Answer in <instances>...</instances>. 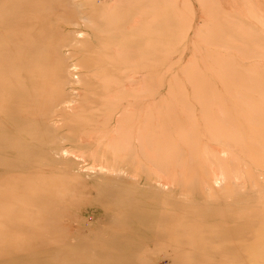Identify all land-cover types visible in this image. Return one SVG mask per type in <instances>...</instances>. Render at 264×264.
<instances>
[{"label": "rangeland", "instance_id": "1", "mask_svg": "<svg viewBox=\"0 0 264 264\" xmlns=\"http://www.w3.org/2000/svg\"><path fill=\"white\" fill-rule=\"evenodd\" d=\"M263 125L264 0H0V264H264Z\"/></svg>", "mask_w": 264, "mask_h": 264}, {"label": "bare ground", "instance_id": "2", "mask_svg": "<svg viewBox=\"0 0 264 264\" xmlns=\"http://www.w3.org/2000/svg\"><path fill=\"white\" fill-rule=\"evenodd\" d=\"M110 2H111V0H110ZM82 33H83V32H82ZM81 35H82V34H81ZM259 47H260V46H259ZM261 48H262V47H261ZM261 48H260V49H261ZM110 95H111V94H110ZM106 96H107V95H106ZM108 97H110V96H108ZM61 102H62V101H61ZM120 105H121V104H120ZM120 110H121V109H120ZM101 117H102V116H101ZM249 118H250V117H249ZM257 119H258V118H257ZM252 121H254V118L252 119ZM252 121L250 120V121H249V124H251L250 122H252ZM255 122H256V119H255ZM225 123H226V121H225ZM253 123H254V122H253ZM260 123H262V122H260ZM254 124H257V123H254ZM258 124H259V123H258ZM262 124H263V123H262ZM227 125H228V123H227ZM252 125H253V124H252ZM259 125H260V124H259ZM221 126H222V125H221ZM230 126H231V125H230ZM257 126H258V125H257ZM260 127H261V125H260ZM263 127H264V125H263ZM263 127H262V128H263ZM231 128H232V127H231ZM231 128H230V129H231ZM226 129H227V128H226ZM252 129H253V128H252ZM222 130H223V129H222ZM256 130H257V129H256ZM252 132H253V131H252ZM256 132H257V131H256ZM263 132H264V131H263ZM263 132H262V133H263ZM231 134H232V133H231ZM259 134H260V133H259ZM259 134L257 133L256 136H258ZM261 135L264 136V133L261 134ZM261 135H260V136H261ZM80 136H81V135H80ZM90 136H91V135H90ZM90 136H89V137H90ZM236 136H237V135H236ZM238 136H239V135H238ZM260 136H259V137H260ZM82 137H83V136H82ZM231 137H232V136H231ZM233 137H235L234 134H233ZM236 138H238V137H236ZM262 138H263V137H260V139H262ZM107 139H108V138H107ZM260 139H259V140H260ZM263 139H264V138H263ZM233 140H234V138H233ZM233 140H232V141H233ZM240 140H241V139H240ZM240 140H237V141H240ZM110 141H111V140H110ZM241 141H242V140H241ZM249 142H250V141H249ZM252 142H253V140L251 141V143H252ZM108 143H110V142H108ZM234 143H235V142H234ZM236 143H237V142H236ZM241 144H242V143H241ZM252 144H254V145L257 144V147H259L260 145H263V146H264V142L260 143V141H255V142L252 143ZM254 145H253V146H254ZM124 146H125V145H124ZM243 146H244V145H243ZM122 147H123V146H122ZM127 147H128V146H127ZM254 147H255V146H254ZM261 147H262V146H261ZM125 148H126V147H125ZM245 148H246V147H245ZM253 150H254V149H253ZM146 152H147V151H145V153H146ZM153 154H154V153H153ZM157 154H158V153H157ZM254 154H255V153H254ZM112 155H113V154H112ZM149 156H150V155H149ZM151 156H152V155H151ZM151 156H150V157H151ZM248 156H250V155H248ZM250 157H251V156H250ZM157 159H158V158H157ZM263 159H264V158L262 157L261 160H263ZM249 160H250V161L252 162V164L254 165L255 162L253 163V161H254L255 159L252 161L251 158H249ZM261 160H259V161H261ZM152 161H153V160H152ZM156 161H157V160H156ZM263 161H264V160H263ZM147 162H148V161H147ZM159 162H161V160L158 161V163H159ZM256 163H257V162H256ZM259 163H260V162H259ZM149 164H150V163H149ZM159 164H160V163H159ZM159 164H158V165H159ZM257 164H258V163H257ZM261 164H263V163L261 162ZM150 165H152V164H150ZM155 165L157 166V162L155 163ZM263 165H264V164H263ZM153 166H154V165H153ZM254 166H255V165H254ZM102 168H104V166H103ZM156 168H157V167H156ZM248 170H249V169H248ZM188 247H189V246H188ZM188 247H187V248H188ZM191 249H192V248H191Z\"/></svg>", "mask_w": 264, "mask_h": 264}]
</instances>
